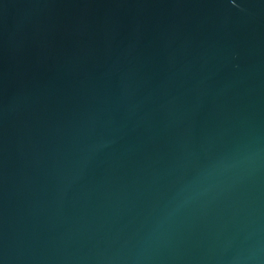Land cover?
Listing matches in <instances>:
<instances>
[{"label": "water", "instance_id": "1", "mask_svg": "<svg viewBox=\"0 0 264 264\" xmlns=\"http://www.w3.org/2000/svg\"><path fill=\"white\" fill-rule=\"evenodd\" d=\"M0 264H264V0H0Z\"/></svg>", "mask_w": 264, "mask_h": 264}]
</instances>
